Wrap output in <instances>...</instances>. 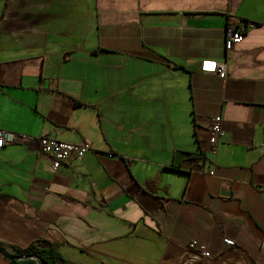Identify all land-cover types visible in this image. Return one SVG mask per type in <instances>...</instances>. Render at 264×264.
<instances>
[{
  "label": "crops",
  "instance_id": "0c3cea01",
  "mask_svg": "<svg viewBox=\"0 0 264 264\" xmlns=\"http://www.w3.org/2000/svg\"><path fill=\"white\" fill-rule=\"evenodd\" d=\"M222 60L225 78L205 68ZM0 128L93 146L57 171L0 146L6 253L46 238L71 264H264V0H0Z\"/></svg>",
  "mask_w": 264,
  "mask_h": 264
},
{
  "label": "built area",
  "instance_id": "2783aa9c",
  "mask_svg": "<svg viewBox=\"0 0 264 264\" xmlns=\"http://www.w3.org/2000/svg\"><path fill=\"white\" fill-rule=\"evenodd\" d=\"M246 34V27L239 24L237 21H229L226 27L225 36V51L227 55L232 53L235 47L240 44ZM205 68L217 74L221 78L228 75V64L226 60L211 62L204 61ZM223 118L221 114L215 115L210 122L209 128V142L213 147V151L217 150L218 143L224 134L222 128ZM35 144L42 153L49 154L53 159L52 169L57 171L63 163H68L75 157H84V155L93 149L89 142L71 143L64 140L56 139L49 135L33 136L30 134H20L17 131H11L0 128V146L3 147L8 144ZM224 243L233 246L235 241L233 239L225 238ZM189 250L200 249L201 254L205 257H210L211 254L205 249V246L198 245L196 242L188 243Z\"/></svg>",
  "mask_w": 264,
  "mask_h": 264
},
{
  "label": "trees",
  "instance_id": "16d2710c",
  "mask_svg": "<svg viewBox=\"0 0 264 264\" xmlns=\"http://www.w3.org/2000/svg\"><path fill=\"white\" fill-rule=\"evenodd\" d=\"M246 27V26H245ZM15 251V255L25 256L30 255L33 258H10L6 254V250L0 246V255H2L7 261L12 264H42L41 261H45L46 264H71L70 261L62 256L56 243L46 240V238L35 241L24 247H12Z\"/></svg>",
  "mask_w": 264,
  "mask_h": 264
},
{
  "label": "water",
  "instance_id": "95a60500",
  "mask_svg": "<svg viewBox=\"0 0 264 264\" xmlns=\"http://www.w3.org/2000/svg\"><path fill=\"white\" fill-rule=\"evenodd\" d=\"M188 154H189V152H186V151H177L176 153H175V158H174V164L176 165V166H180V164H181V161L184 159V158H186L187 156H188ZM222 193H223V195H226V194H228V191H227V189L225 188V186H222ZM8 257H10V258H20V259H23V258H33V256H30V255H25V256H19V257H17L16 255H14V254H6ZM41 263L42 264H46V262L43 260V261H41Z\"/></svg>",
  "mask_w": 264,
  "mask_h": 264
}]
</instances>
